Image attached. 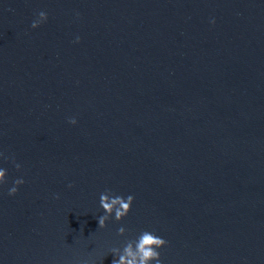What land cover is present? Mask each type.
<instances>
[{"label":"water","instance_id":"obj_1","mask_svg":"<svg viewBox=\"0 0 264 264\" xmlns=\"http://www.w3.org/2000/svg\"><path fill=\"white\" fill-rule=\"evenodd\" d=\"M0 153V264H264V0H0Z\"/></svg>","mask_w":264,"mask_h":264},{"label":"clouds","instance_id":"obj_2","mask_svg":"<svg viewBox=\"0 0 264 264\" xmlns=\"http://www.w3.org/2000/svg\"><path fill=\"white\" fill-rule=\"evenodd\" d=\"M47 20V14L41 11L38 15V19L34 20L32 27L36 28ZM212 23H215L213 20ZM76 42H79L77 37ZM70 123L75 124V118L69 120ZM3 153H0V157H3ZM6 159V157H5ZM19 170L20 165H15ZM6 181V169L0 168V185L5 184ZM24 180L16 179L14 185L9 189V195H15L18 191L19 185L23 184ZM134 201V196L128 195L126 198L113 195L111 190L106 189L105 192L100 195V206L103 209V215L98 217L99 228H105L107 222L113 217L116 221L123 220L131 211V207ZM126 232V228L121 226L117 230V234L123 236ZM168 241L157 236L152 231H142L135 239L127 240L122 248H112L111 253L116 258L113 259L112 264H162L161 254L158 249L165 247Z\"/></svg>","mask_w":264,"mask_h":264}]
</instances>
